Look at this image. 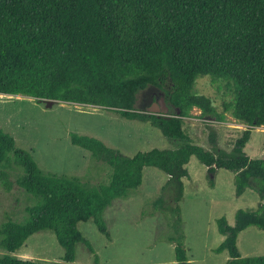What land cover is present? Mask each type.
<instances>
[{
	"label": "trees",
	"instance_id": "trees-1",
	"mask_svg": "<svg viewBox=\"0 0 264 264\" xmlns=\"http://www.w3.org/2000/svg\"><path fill=\"white\" fill-rule=\"evenodd\" d=\"M204 77L232 88L223 113L212 98L195 92ZM149 87L164 93L168 116L136 111L137 94ZM0 95L100 107L129 121L148 119L164 136L181 141L175 150L126 157L97 138L72 134L74 146L113 169L109 185L90 190L77 178L45 174L0 130V181L11 189L5 168L13 154L24 170L17 184L38 199L24 223L8 219L0 226V249L8 252L0 264H44L12 254L46 230L64 249L62 264L75 263L78 244L94 254L78 224L93 220L110 238L105 211L142 185L146 167L170 176L179 212L192 157L211 171L233 172L237 197L247 190L258 194L257 209L239 210L234 226L218 221L225 240L216 252H229L227 264H264V256L242 258L238 248L247 228L264 230V159L244 151L252 129L264 127V0H0ZM195 109L219 122L230 113L247 126L232 152L192 142L183 126ZM209 137L215 145V135ZM176 252L177 261L166 264H194L182 244Z\"/></svg>",
	"mask_w": 264,
	"mask_h": 264
},
{
	"label": "rangeland",
	"instance_id": "rangeland-1",
	"mask_svg": "<svg viewBox=\"0 0 264 264\" xmlns=\"http://www.w3.org/2000/svg\"><path fill=\"white\" fill-rule=\"evenodd\" d=\"M195 92L212 98L218 113H223L224 103L233 99L232 88L226 82L210 77L199 78ZM160 93L163 92L154 87L139 92L136 111L145 113L160 99ZM183 127L194 144L208 151L228 152L233 151L247 129L230 113L224 122H219L215 117H202L198 109L191 118L184 119ZM0 130L14 138L17 148L29 152L45 174L77 178L90 190L109 185L113 169L89 151L74 146L72 134L97 138L126 157L181 146L180 140L164 136L148 119L129 121L100 107L60 102L48 105L46 101L24 96L0 95ZM212 133L215 145L210 141ZM244 151L252 159H264V127L252 129ZM187 169L189 176L183 179L179 212L174 201L177 190L170 183V176L146 167L142 185L105 211L110 238L99 232L93 220L79 223L78 230L95 253L78 244L74 264L174 263L179 244L194 264H227L229 252H216L225 240L219 233L218 221L225 218L234 226L239 210H255L261 200L252 190L237 197L235 174L226 169L211 171L196 157L191 158ZM5 171L12 187L7 190L0 181V226L8 219L24 223L29 217L27 209L35 206L38 199L17 184L24 170L16 164L13 154L8 157ZM238 248L242 258L264 256V230L247 228L239 234ZM6 254V250L0 249V257ZM12 255L44 264H62L64 249L55 234L46 230L30 237Z\"/></svg>",
	"mask_w": 264,
	"mask_h": 264
},
{
	"label": "water",
	"instance_id": "water-1",
	"mask_svg": "<svg viewBox=\"0 0 264 264\" xmlns=\"http://www.w3.org/2000/svg\"><path fill=\"white\" fill-rule=\"evenodd\" d=\"M161 97L157 102H154L150 107L147 108V114H155V115H165L168 116L170 114V108L167 105L164 93H160ZM48 105L53 104L56 101H46ZM178 113L180 111L178 110Z\"/></svg>",
	"mask_w": 264,
	"mask_h": 264
}]
</instances>
